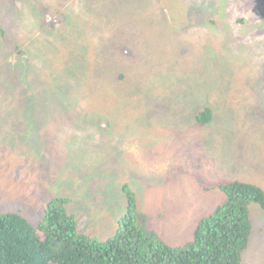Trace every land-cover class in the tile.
I'll use <instances>...</instances> for the list:
<instances>
[{"label":"rangeland","instance_id":"rangeland-1","mask_svg":"<svg viewBox=\"0 0 264 264\" xmlns=\"http://www.w3.org/2000/svg\"><path fill=\"white\" fill-rule=\"evenodd\" d=\"M250 8L244 0H0V213L36 225L51 199L68 198L80 231L104 241L130 193L148 229L178 246L225 203L219 184L264 191L261 153L241 139L264 110V8ZM205 106L214 113L207 127L195 121ZM234 136L229 153L223 145ZM256 147L264 152V141ZM247 207L241 264H264V210Z\"/></svg>","mask_w":264,"mask_h":264},{"label":"trees","instance_id":"trees-1","mask_svg":"<svg viewBox=\"0 0 264 264\" xmlns=\"http://www.w3.org/2000/svg\"><path fill=\"white\" fill-rule=\"evenodd\" d=\"M244 1L256 14L260 13L258 8H264V0ZM238 21L244 23L243 18ZM114 77L120 79L125 75L116 71ZM62 110L66 113L65 106ZM197 112L199 124H214L211 109L205 106ZM263 113L258 109L253 114L256 127L251 123L245 125L251 130L245 140L251 143L250 152L261 153L264 166V152L256 147L264 141ZM218 134L219 130L214 133ZM223 147L229 153L236 148L232 138ZM113 149L116 151L119 146L114 143ZM212 149H218V145L210 153L215 151ZM219 189L225 194V203L202 216L192 240L178 246H169L157 237L154 229H148L145 218L136 213L130 193L127 212L119 219L115 234L104 241L80 231L77 219L66 210L68 198L51 199L36 225L18 213H0V264H241L252 225L247 203L254 202L264 210V191L239 181L221 183Z\"/></svg>","mask_w":264,"mask_h":264},{"label":"clouds","instance_id":"clouds-1","mask_svg":"<svg viewBox=\"0 0 264 264\" xmlns=\"http://www.w3.org/2000/svg\"><path fill=\"white\" fill-rule=\"evenodd\" d=\"M159 15V14H158ZM209 108V107H208ZM210 109V108H209ZM198 113V112H197ZM212 113H213V111H212ZM197 115V114H196ZM213 118H214V113H213ZM195 121L198 123V121H197V119H195ZM211 123H213V120H212V122ZM199 125H201V124H199ZM210 124H208V125H206L205 127H207V126H209ZM247 136V135H246ZM246 136H243L241 139H242V141L244 142V140H245V138H246ZM232 143H233V145L236 147V148H238V145H237V138H236V136H234V137H232ZM223 149V148H222Z\"/></svg>","mask_w":264,"mask_h":264},{"label":"flooded vegetation","instance_id":"flooded-vegetation-1","mask_svg":"<svg viewBox=\"0 0 264 264\" xmlns=\"http://www.w3.org/2000/svg\"><path fill=\"white\" fill-rule=\"evenodd\" d=\"M66 11V9L64 10V12Z\"/></svg>","mask_w":264,"mask_h":264}]
</instances>
